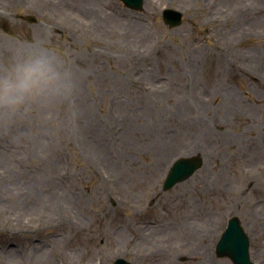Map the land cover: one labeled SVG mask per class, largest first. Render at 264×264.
I'll return each mask as SVG.
<instances>
[{"label":"rangeland","instance_id":"374dc122","mask_svg":"<svg viewBox=\"0 0 264 264\" xmlns=\"http://www.w3.org/2000/svg\"><path fill=\"white\" fill-rule=\"evenodd\" d=\"M10 2L22 31L69 54L81 89L75 132L0 131V264H234L215 252L232 215L264 262V0ZM195 153L198 170L163 190Z\"/></svg>","mask_w":264,"mask_h":264},{"label":"clouds","instance_id":"9594fccd","mask_svg":"<svg viewBox=\"0 0 264 264\" xmlns=\"http://www.w3.org/2000/svg\"><path fill=\"white\" fill-rule=\"evenodd\" d=\"M80 89L69 54L22 31L13 3L0 7V131L26 123L25 137L75 132Z\"/></svg>","mask_w":264,"mask_h":264},{"label":"water","instance_id":"95a60500","mask_svg":"<svg viewBox=\"0 0 264 264\" xmlns=\"http://www.w3.org/2000/svg\"><path fill=\"white\" fill-rule=\"evenodd\" d=\"M127 2L131 3L132 5H138L140 4L141 0H126ZM167 14H171L170 10H167ZM176 19L177 17L179 18V15L176 14ZM168 19V17H167ZM179 21V19H178ZM175 20H171L170 23L173 24ZM199 164L198 159H193V158H182L176 162L174 165V168L172 172L169 174L166 187H169L172 183H174L176 180H179L183 178L186 174L191 172L193 168ZM239 230L237 227L233 226L231 230H229L230 233H226L225 235L227 236V239H224L223 244L225 246L221 247L222 249H227L226 251H223V253H231L232 257L234 259H244L243 263L248 262V257L245 254V241L244 238L239 235ZM120 262V261H119ZM117 264H129L127 262L121 261L120 263ZM248 264V263H247Z\"/></svg>","mask_w":264,"mask_h":264},{"label":"bare ground","instance_id":"6f19581e","mask_svg":"<svg viewBox=\"0 0 264 264\" xmlns=\"http://www.w3.org/2000/svg\"><path fill=\"white\" fill-rule=\"evenodd\" d=\"M143 27V26H142ZM144 28V27H143ZM145 29V28H144ZM264 206V205H263ZM199 223V221L197 222H194L191 224V226L189 228H195L197 226V224ZM201 226V225H199ZM157 230V233L159 234L160 237H165L166 235L168 236H172L173 235V230L171 229L170 227V222L167 223L166 225V221H163V220H160L158 221V228L156 229ZM167 238V236L165 237ZM10 253V252H9ZM47 261L52 263V264H55V262H53L50 257L47 258Z\"/></svg>","mask_w":264,"mask_h":264}]
</instances>
